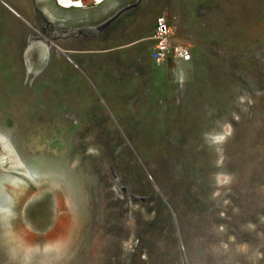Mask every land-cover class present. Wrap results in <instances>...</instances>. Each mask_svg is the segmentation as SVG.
<instances>
[{"label": "rangeland", "instance_id": "rangeland-1", "mask_svg": "<svg viewBox=\"0 0 264 264\" xmlns=\"http://www.w3.org/2000/svg\"><path fill=\"white\" fill-rule=\"evenodd\" d=\"M76 1L0 0V264H264V0Z\"/></svg>", "mask_w": 264, "mask_h": 264}, {"label": "built area", "instance_id": "built-area-1", "mask_svg": "<svg viewBox=\"0 0 264 264\" xmlns=\"http://www.w3.org/2000/svg\"><path fill=\"white\" fill-rule=\"evenodd\" d=\"M174 27L169 23L165 15H160L151 40L153 62L157 66H165L169 61L187 62L191 60L192 54L190 47L183 41L176 39L173 35Z\"/></svg>", "mask_w": 264, "mask_h": 264}, {"label": "bare ground", "instance_id": "bare-ground-1", "mask_svg": "<svg viewBox=\"0 0 264 264\" xmlns=\"http://www.w3.org/2000/svg\"><path fill=\"white\" fill-rule=\"evenodd\" d=\"M60 3H61V5L62 6H66V7H68V6H70V4L72 3V2H76V5L77 6H79V2L78 1H76V0H58ZM10 11H12V12H14L13 10H10ZM15 13V12H14ZM16 14V13H15ZM17 15V14H16ZM20 18H23V17H21L20 16ZM28 22V21H27ZM30 25L29 26H32L33 27V25H32V23H30V22H28ZM31 39H33V37H32V35H31V33L28 35V40H31ZM63 56H64V58L69 62V63H71L72 65H75V64H73V62H72V60H71V58H70V56L68 55V54H64V53H61Z\"/></svg>", "mask_w": 264, "mask_h": 264}, {"label": "water", "instance_id": "water-1", "mask_svg": "<svg viewBox=\"0 0 264 264\" xmlns=\"http://www.w3.org/2000/svg\"><path fill=\"white\" fill-rule=\"evenodd\" d=\"M116 16V15H115ZM115 16H113L112 18H111V20L112 19H114L115 18ZM126 50V47H122V48H118V49H116L115 51H117L116 53H122V52H124ZM132 196H134V195H132Z\"/></svg>", "mask_w": 264, "mask_h": 264}, {"label": "crops", "instance_id": "crops-1", "mask_svg": "<svg viewBox=\"0 0 264 264\" xmlns=\"http://www.w3.org/2000/svg\"><path fill=\"white\" fill-rule=\"evenodd\" d=\"M101 1H103V0H101Z\"/></svg>", "mask_w": 264, "mask_h": 264}]
</instances>
